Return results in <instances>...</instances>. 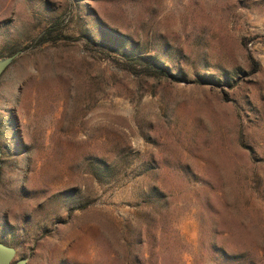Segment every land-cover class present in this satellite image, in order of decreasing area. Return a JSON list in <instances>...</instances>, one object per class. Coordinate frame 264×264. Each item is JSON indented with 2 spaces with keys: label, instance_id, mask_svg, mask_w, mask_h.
<instances>
[{
  "label": "rangeland",
  "instance_id": "1",
  "mask_svg": "<svg viewBox=\"0 0 264 264\" xmlns=\"http://www.w3.org/2000/svg\"><path fill=\"white\" fill-rule=\"evenodd\" d=\"M18 52L0 77L14 261L264 264V0H0V59Z\"/></svg>",
  "mask_w": 264,
  "mask_h": 264
},
{
  "label": "water",
  "instance_id": "2",
  "mask_svg": "<svg viewBox=\"0 0 264 264\" xmlns=\"http://www.w3.org/2000/svg\"><path fill=\"white\" fill-rule=\"evenodd\" d=\"M18 55H19V52L9 57L0 59V77L4 73V71L12 64V62L17 58ZM0 169H1V149H0ZM15 256H16V251L13 248L0 243V264H26L27 263L25 259L14 261Z\"/></svg>",
  "mask_w": 264,
  "mask_h": 264
},
{
  "label": "trees",
  "instance_id": "3",
  "mask_svg": "<svg viewBox=\"0 0 264 264\" xmlns=\"http://www.w3.org/2000/svg\"><path fill=\"white\" fill-rule=\"evenodd\" d=\"M49 34V31H48ZM59 39V38H56ZM49 39L48 38H40V43H45L47 42ZM139 65L143 66V72L145 73V75L147 76H154V77H161V78H166V79H171L173 78V76L171 74H169L167 71H165L164 69L160 68L159 66L156 65H151V64H145L142 62H139Z\"/></svg>",
  "mask_w": 264,
  "mask_h": 264
}]
</instances>
